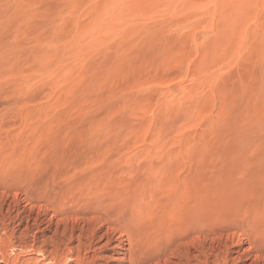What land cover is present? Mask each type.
Instances as JSON below:
<instances>
[{"label": "rangeland", "instance_id": "obj_1", "mask_svg": "<svg viewBox=\"0 0 264 264\" xmlns=\"http://www.w3.org/2000/svg\"><path fill=\"white\" fill-rule=\"evenodd\" d=\"M0 264H264V0H0Z\"/></svg>", "mask_w": 264, "mask_h": 264}, {"label": "bare ground", "instance_id": "obj_2", "mask_svg": "<svg viewBox=\"0 0 264 264\" xmlns=\"http://www.w3.org/2000/svg\"><path fill=\"white\" fill-rule=\"evenodd\" d=\"M2 193V192H1Z\"/></svg>", "mask_w": 264, "mask_h": 264}]
</instances>
